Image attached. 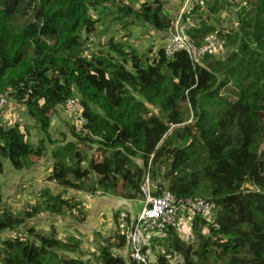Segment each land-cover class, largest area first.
I'll list each match as a JSON object with an SVG mask.
<instances>
[{"label": "trees", "instance_id": "1", "mask_svg": "<svg viewBox=\"0 0 264 264\" xmlns=\"http://www.w3.org/2000/svg\"><path fill=\"white\" fill-rule=\"evenodd\" d=\"M165 2L143 0L134 7L125 0H0V96L9 90V100L27 108L46 138L56 110L70 96L80 99L86 123L80 132L72 125L71 134L77 142L96 144L101 159L90 158L82 167L87 155L76 141L58 146L47 180L62 188L71 187L72 176L80 190H100L135 206L149 173L178 200L215 203L210 214L192 219L198 246L170 230L169 237L156 241L165 248L156 264H264V0L207 2L209 13L233 5L236 29L217 30L200 16L187 35L200 45L214 34L227 49L221 58L207 54L193 65L186 51L167 57L161 46L150 58L112 40L86 53L98 23L91 11L162 35L170 25ZM186 102L194 105L189 121ZM150 105H158L165 119ZM46 151L44 138L34 144L25 128L0 117V171L6 160L16 170L29 169L33 157ZM75 206L82 207L74 196L44 187L32 205L0 210V232L44 211L60 214ZM119 209L129 218L138 210L120 206L115 219ZM201 226L208 235L199 232ZM79 243L40 233L32 239L0 236V264H90L67 254ZM126 245L117 229L95 258L99 264H134L114 252Z\"/></svg>", "mask_w": 264, "mask_h": 264}, {"label": "rangeland", "instance_id": "2", "mask_svg": "<svg viewBox=\"0 0 264 264\" xmlns=\"http://www.w3.org/2000/svg\"><path fill=\"white\" fill-rule=\"evenodd\" d=\"M143 0H125L126 3L132 2L134 7H138ZM180 0H166L165 7L175 8ZM232 1V0H230ZM235 7L229 5L219 13H209L207 5L203 10H200L193 15L194 22H199L200 16L206 17L208 23L215 25L216 29L223 31H234L237 27ZM94 19L98 20L96 26V36L93 43L87 44L86 53L96 51L100 46H104L108 41L122 43L127 47L132 46L138 50L139 53L154 57L161 46V34L156 33L155 30L148 26L139 25L135 22L131 27L114 21V14L107 13L104 18H98L99 15L91 11ZM129 20V19H128ZM18 22V20H17ZM19 22H22L19 20ZM216 42V50L214 56L221 58L226 54L227 49L222 46V42L214 35L210 34ZM202 63V61L200 62ZM7 90L5 93H9ZM193 102L184 103V118L186 121L191 120L194 115ZM150 109L155 114L165 119L164 114L158 105H150ZM6 119L8 125L18 123L20 127L25 128L27 131V138L34 144L38 139L44 138L46 140L47 151L46 154L39 157H33L34 165L29 169L16 170L6 160L4 166L0 171V185L2 187L3 199L0 203V210L6 208L13 212H17L23 208L32 205L39 199V191L44 187H49L53 193H61L65 197L74 196L80 202L82 207L75 206L72 209L65 210L60 214L50 212H42L32 219L27 220L25 223L11 230H4L0 232L2 238L6 237H22L33 238V233L48 234L62 240H68L69 237H75L80 241L78 250L74 253H67L69 256H75L82 259H89L90 264H99L96 260V255L99 248L106 243L109 239H114L117 233L115 211L116 207L112 205L114 200L119 197L113 195L97 194L92 197H86L89 190H80V182L75 180L72 176V185L69 188H62L52 181H48L47 177L52 171L54 162L53 151L58 146L63 145L66 141L76 139L71 134V127L74 125V117L72 113L66 110L63 106L56 110L52 117L49 127V138L36 122L29 116L27 108L20 103L12 102L7 110ZM48 139V140H47ZM77 146L86 152L87 158L81 161L80 165L86 167L88 160L94 158L101 159V153L96 144H86L77 142ZM166 182H164V185ZM247 188H256L250 183H246ZM142 199L139 196L135 201ZM82 201L84 204H82ZM136 205L137 209L141 203L132 202ZM82 209V212L80 211ZM138 211V210H137ZM134 211V215L137 214ZM194 215H187L186 220L182 223L177 232L178 236L190 243L193 247L199 244V237L191 227ZM30 228H33L30 232ZM199 232L208 235V230L205 227L200 228ZM165 248L157 246L154 251V257L157 258L160 254L164 253ZM115 254L121 255L128 262L126 254V246L123 249H115ZM172 259V258H171ZM174 261V259H172ZM130 261V260H129Z\"/></svg>", "mask_w": 264, "mask_h": 264}, {"label": "built area", "instance_id": "3", "mask_svg": "<svg viewBox=\"0 0 264 264\" xmlns=\"http://www.w3.org/2000/svg\"><path fill=\"white\" fill-rule=\"evenodd\" d=\"M208 1L180 0L175 8L165 7L170 17V25L161 35V48L165 56L184 50L195 65L207 54L215 52L216 42L213 37L208 36L200 45H195L187 35V31L196 26L194 13L203 10ZM10 103L12 102L6 94L0 96L1 118L7 117ZM63 107L72 113L75 131H82L86 118L80 99L76 95L70 96L64 101ZM141 193V205L137 214L130 215L129 218L125 209H119L116 217L117 229L127 239L126 254L134 264H156L154 251L158 239L169 237L170 230L178 231L187 215H207L216 207L213 201L205 198L185 197L178 200L170 190L152 182L149 173L141 184ZM97 194L102 192L97 190L85 196L89 198Z\"/></svg>", "mask_w": 264, "mask_h": 264}, {"label": "crops", "instance_id": "4", "mask_svg": "<svg viewBox=\"0 0 264 264\" xmlns=\"http://www.w3.org/2000/svg\"><path fill=\"white\" fill-rule=\"evenodd\" d=\"M128 203V204H125V203ZM112 205L114 206V207H116V208H118V207H122V206H125V207H127L128 209H132V208H136L137 206L135 205V206H132L131 204H130V202H128V200H124V199H121V198H118L117 200H114L113 202H112Z\"/></svg>", "mask_w": 264, "mask_h": 264}]
</instances>
